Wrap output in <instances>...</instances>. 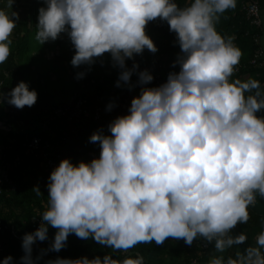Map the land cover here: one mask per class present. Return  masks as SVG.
<instances>
[{"label": "clouds", "instance_id": "1", "mask_svg": "<svg viewBox=\"0 0 264 264\" xmlns=\"http://www.w3.org/2000/svg\"><path fill=\"white\" fill-rule=\"evenodd\" d=\"M237 0H45L38 9L36 40L57 39L67 33L74 46L71 64L91 66L109 53L119 68L116 86L139 85L128 111L117 114L89 140L100 152L90 160L73 163L62 158L47 181L48 200L33 232L22 237L23 255L11 254L0 264H144L143 255L115 258L87 255L44 259L59 252L69 234L115 251L128 252L139 243L167 238L191 245L197 237L214 241L207 264H264V230L256 245L235 256L222 253L243 244L247 235L231 234L249 219L248 208L257 194L264 197V86L249 76L233 78L241 49L234 37L216 28L220 14ZM13 0L0 7V64L11 52V34L18 13ZM11 9V11H9ZM157 17L176 34L180 52L167 79L148 86L154 76L140 69L134 54L157 45L145 28ZM133 59L131 67L127 59ZM103 62V61H101ZM133 73L137 80L132 81ZM85 71L76 73L82 78ZM38 94L20 80L4 99L17 108L32 106ZM114 102L106 105L112 110ZM41 195L39 186L34 187ZM48 225L56 229L47 249L33 256L37 240L48 239Z\"/></svg>", "mask_w": 264, "mask_h": 264}, {"label": "trees", "instance_id": "2", "mask_svg": "<svg viewBox=\"0 0 264 264\" xmlns=\"http://www.w3.org/2000/svg\"><path fill=\"white\" fill-rule=\"evenodd\" d=\"M22 1L24 0H13L12 10L16 11ZM257 1L262 14L264 0ZM187 2L188 0H177L180 6H184ZM40 3H42L41 0H33L28 15L22 20H17L16 27L11 34L10 55L3 64H0V82L2 81L0 92L2 93H7L20 80H24L26 75L23 71L32 65L36 68L39 67L40 71H46L45 85L50 81L47 76V62L42 53L41 55L40 53L30 55V52L37 50L38 45H40L35 38L36 31L30 27L35 24V12ZM242 3L243 0H237L235 8L228 9L220 14L219 20L215 22L216 28L222 35L233 36L234 43L242 51L240 63L235 66L236 70L233 73V78L247 79L252 76L264 86V70L249 65L254 51L258 47L254 42V36L258 35L260 37L262 35L263 26L258 29L250 24L245 12L242 10ZM0 7H7L6 0H0ZM159 19L163 23L162 28L151 25L145 28L147 34L157 45V51L151 52L145 48L134 59L138 62L140 69L152 67L155 72L160 74L162 82H164L170 71L179 70V65H174L173 62L181 50L179 44L175 42V32L170 31L166 20ZM126 63L131 67L133 59H127ZM105 64L106 61L103 62V65ZM92 65L94 66L95 63ZM92 65L74 67L70 63L69 74L73 88L61 100L55 97L51 89L45 87L44 91L37 93L38 98L35 104L32 106L26 105L25 111L19 115H11L6 111L9 104L6 99L0 102V177L3 173H6L16 186L13 191L5 189L0 196V221L2 223L11 227H30L31 217L35 214H42L48 200L47 181L52 169L42 164L40 160L28 157H22L18 163H15L14 157L22 153V142L33 136H38L41 138L43 146L48 144L55 152H60L62 158L67 157L73 163L81 159L88 161L93 156H98L100 152L99 144L89 140L90 134L97 129L108 132V123L117 114L128 111V109L114 112L105 110L103 113L104 123H96L87 119L62 118L48 123L44 128V122L54 108L68 105L71 101L70 98L72 99L75 95L87 98L102 97L107 100L110 94H119L124 91L126 94H130L131 101L133 95L139 94V85L131 89L127 86H116L115 82L118 79L119 68L114 67L112 63L110 67L102 65L103 67L101 66L102 68L98 73L92 72ZM82 70L85 71V75L77 79L76 73ZM131 79L133 82L137 80L135 73H133ZM91 80L95 81L94 84H91ZM161 83L151 81L148 86H157ZM89 86L91 90L86 93L85 89ZM261 114H264V110L258 113V115ZM5 124H9V131L2 130V126ZM37 185L40 188L41 195H37L34 191V187ZM248 211V221L238 223L231 230L233 235L240 232L247 235V239L243 244L233 245L230 248L234 254L237 251L242 252L250 245L255 246L257 235L261 230H264V197L257 194L256 201L249 206ZM55 231L54 227L48 225V239L41 241L44 244L43 249L49 247ZM2 244L3 251L0 253V260L11 254L19 261V257L23 255L21 242H15L7 238ZM105 252L112 253L118 259H123L126 255L135 256L140 254L144 257V264H188L191 256H197L201 262L204 255V252H196L193 249L188 250L182 238L169 237L162 244H157L155 241L139 243L134 248L129 249L128 252H124L123 250L115 251L107 248L93 238L82 239L74 233L69 234L65 247L59 252L49 250L46 254L47 258L56 256L76 258L83 255L91 258L95 255L103 257ZM38 264H43V260H40Z\"/></svg>", "mask_w": 264, "mask_h": 264}, {"label": "built area", "instance_id": "3", "mask_svg": "<svg viewBox=\"0 0 264 264\" xmlns=\"http://www.w3.org/2000/svg\"><path fill=\"white\" fill-rule=\"evenodd\" d=\"M242 10L245 12L246 18L249 20L250 24L258 29L263 26V19L261 14V9L257 0H243ZM156 26L162 28L163 23L159 18L151 20L146 26ZM254 42L258 46L254 51L253 57L250 60V66L253 68H260L264 70V52L260 45V37L258 35L254 36ZM150 70L154 76L152 81L156 83H161L162 78L159 73L155 72L152 67H146ZM144 69V68H143ZM94 80H91V84H94ZM2 81L0 82L1 87ZM91 90L90 86L85 89L86 93ZM109 102H114V107L110 111L127 110L130 105V94H126L124 91L119 94H110L109 98L106 100L102 97L87 98V97H77L76 95L72 98L70 103L65 106H59L54 108L47 116L43 127L45 128L48 123L54 122L58 119H87L96 123H104L103 113L107 110L106 105ZM26 105L23 108H17L12 104H8L6 111L11 115H19L24 112ZM109 111V110H107ZM21 123V122H19ZM9 124L2 126V130L9 131ZM22 153L17 154L14 157V162L18 163L22 157H28L40 160L42 164H45L49 168L53 169L59 161L62 159L60 152H55L48 144L42 145L41 138L38 136H33L30 139L25 140L21 144ZM15 190L16 186L12 179L3 173L0 177V196L3 194L4 190ZM41 215V214H40ZM39 214H35L30 219V227H11L0 221V253L3 251V244L7 238L15 242H22V237L26 232H33L37 227H39L42 217ZM203 237H197L193 240L191 245L186 244L188 250H195L196 252H205L209 249L211 243ZM43 242L37 240L33 245V256H36L41 249H43ZM47 258L45 254L44 259ZM188 264H201L197 256H191L189 258Z\"/></svg>", "mask_w": 264, "mask_h": 264}, {"label": "crops", "instance_id": "4", "mask_svg": "<svg viewBox=\"0 0 264 264\" xmlns=\"http://www.w3.org/2000/svg\"><path fill=\"white\" fill-rule=\"evenodd\" d=\"M30 8L32 5L33 0L30 1ZM29 8V9H30ZM262 19H263V29L262 35L260 36V45L264 52V10L262 11ZM34 31H36V26H30ZM39 47L37 50L34 51L33 55L38 53H42L47 62V76L49 77L50 81L47 85H45L44 80L46 77V71H40V68L32 65L30 68H26L23 73L26 75L24 81L28 82L30 88H40L41 91L45 90V87L51 89L54 93L55 97L59 100L63 99L66 93L69 94L70 89L73 88L72 79L70 77V61L74 54V46L68 37L67 33H61L60 36L55 39H49L44 43L38 45ZM45 48L43 49V47ZM43 50V52H42ZM140 54H134V57H138ZM106 61V66H111V57L109 53H105L103 57L97 58L95 61V65H92V72L98 73L100 68L103 66V62ZM103 65V66H102ZM102 66V67H101ZM35 71L34 73H30ZM62 74L65 76L62 78ZM62 85L69 86V90L67 86L61 87ZM126 87V86H124ZM70 100H72L70 98ZM214 255H221L215 250L214 242L211 243L208 250L204 252L202 256L201 264H207V262L214 256ZM222 255L227 258L229 255L235 256L233 250L227 249Z\"/></svg>", "mask_w": 264, "mask_h": 264}, {"label": "rangeland", "instance_id": "5", "mask_svg": "<svg viewBox=\"0 0 264 264\" xmlns=\"http://www.w3.org/2000/svg\"><path fill=\"white\" fill-rule=\"evenodd\" d=\"M30 1H31V0H24V1L21 2V4L18 5V7H17V9H16V11H15V12L18 13V19L22 20L24 17H26V16L28 15V13H29V11H30V9H29V8H30V3H31ZM41 2H42V3L39 4L38 9H39L40 6L44 5L45 0H41ZM38 9H37L36 12H35V19H34L35 24H34L33 26H36V23H37ZM34 51H35V50H32V51L30 52V55H33ZM40 55H41V54H40ZM39 61H41V60H39ZM64 76H65V74H62V78H63ZM65 86H67V85H62L61 87L63 88V87H65ZM67 89H68V90L70 89L69 86H67ZM35 90L37 91V93H39V92L41 91L40 88H36ZM66 94H67V93H66ZM66 94H65V95H66Z\"/></svg>", "mask_w": 264, "mask_h": 264}]
</instances>
